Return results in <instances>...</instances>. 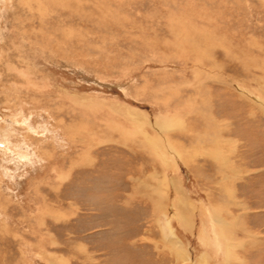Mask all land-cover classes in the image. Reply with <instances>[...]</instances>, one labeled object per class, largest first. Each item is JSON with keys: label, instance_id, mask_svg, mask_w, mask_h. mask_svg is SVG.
<instances>
[{"label": "rangeland", "instance_id": "1", "mask_svg": "<svg viewBox=\"0 0 264 264\" xmlns=\"http://www.w3.org/2000/svg\"><path fill=\"white\" fill-rule=\"evenodd\" d=\"M0 264H264V0H0Z\"/></svg>", "mask_w": 264, "mask_h": 264}, {"label": "bare ground", "instance_id": "2", "mask_svg": "<svg viewBox=\"0 0 264 264\" xmlns=\"http://www.w3.org/2000/svg\"><path fill=\"white\" fill-rule=\"evenodd\" d=\"M224 164V163H223ZM173 234V233H172Z\"/></svg>", "mask_w": 264, "mask_h": 264}]
</instances>
